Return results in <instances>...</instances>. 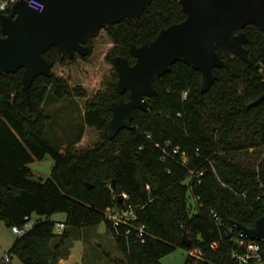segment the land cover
I'll return each mask as SVG.
<instances>
[{
	"label": "trees",
	"instance_id": "1",
	"mask_svg": "<svg viewBox=\"0 0 264 264\" xmlns=\"http://www.w3.org/2000/svg\"><path fill=\"white\" fill-rule=\"evenodd\" d=\"M184 19L178 0H154L140 18L102 30L112 45L105 55L112 74L103 81L104 90L90 98L82 85L73 87L53 69L88 62L92 54L69 59L51 48L46 53L54 63L51 75L35 79L30 103L23 70L0 77V220L23 228L39 217L10 249L19 264H60L69 228L101 223L123 256L114 264H162L179 247L198 251V264H238L231 255L239 238L234 223L254 228L264 216V103L249 107L264 93V33L255 25L244 29L252 64L219 48L227 66L214 69L217 80L205 94L201 73L176 63L156 83L157 92L148 99L151 110H135L132 129L114 139L108 134L112 103L129 100L128 91H117L114 58L133 62L132 44L150 43ZM49 90L57 100L88 98L85 128L99 134L93 146L76 148L82 133L62 150L48 142L51 118L43 105ZM47 157L54 161L50 177L36 178L31 165ZM128 207L137 210L138 219L116 229L107 210ZM59 213L66 214V228L56 234L51 217ZM185 233L191 247L183 243ZM192 262L189 255L186 264Z\"/></svg>",
	"mask_w": 264,
	"mask_h": 264
},
{
	"label": "water",
	"instance_id": "2",
	"mask_svg": "<svg viewBox=\"0 0 264 264\" xmlns=\"http://www.w3.org/2000/svg\"><path fill=\"white\" fill-rule=\"evenodd\" d=\"M29 0H18L8 13L0 14V77L23 70V91L30 103V91L39 76H50L54 63L46 53L56 47L62 57L89 56L93 40L102 30L124 19L140 18L154 0H39L42 12L31 10ZM185 19L162 29L158 36L142 46L131 45L134 61L114 58L119 94L128 91L129 100L113 102L108 125L110 139L121 130L132 129L135 110L150 111L149 98L156 94V83L176 63L201 73V93L210 91L217 80L215 68H224L219 48L229 57H241L252 64L244 31L255 25L264 33V0H178ZM264 103V93L249 107ZM122 199L123 196H120ZM234 226L264 245V216L254 228L238 222ZM183 243L191 247L184 234Z\"/></svg>",
	"mask_w": 264,
	"mask_h": 264
},
{
	"label": "rangeland",
	"instance_id": "3",
	"mask_svg": "<svg viewBox=\"0 0 264 264\" xmlns=\"http://www.w3.org/2000/svg\"><path fill=\"white\" fill-rule=\"evenodd\" d=\"M112 45L109 43L106 33L101 31L93 46V53L88 62L80 59L76 65L68 68L54 67L53 72L68 77L73 87L82 85L86 89L88 98L93 97L98 91L104 90L103 81L112 74V66L106 63L105 55ZM78 98L57 100L54 91L49 90L43 109L50 116V123L45 131V138L58 150L65 149L68 143L75 141L82 133V142L76 145L77 149H85L93 146L99 140V134L94 129L85 128L84 108L88 99ZM82 127V128H81ZM82 129V130H81ZM54 161L47 157L43 161H37L32 165L36 178L50 177ZM33 216L28 228H32L38 220ZM56 224L66 221V214L59 213L51 217ZM70 238L64 248L65 257L60 264H114V260L122 259L116 241L107 231L105 223L89 228L70 227ZM55 233H58L57 226ZM18 235L12 228L0 220V264H19L16 255L10 254V249L16 242ZM190 251L183 247L177 248L171 254L161 259L162 264H186ZM10 257V263L2 260Z\"/></svg>",
	"mask_w": 264,
	"mask_h": 264
},
{
	"label": "built area",
	"instance_id": "4",
	"mask_svg": "<svg viewBox=\"0 0 264 264\" xmlns=\"http://www.w3.org/2000/svg\"><path fill=\"white\" fill-rule=\"evenodd\" d=\"M17 1L18 0H0V14L8 13ZM28 7L31 10L42 12L45 8V5L39 0H29ZM147 189L150 190V186H147ZM124 198H127V196L125 195ZM107 215L116 229H118V227H120L121 225L131 227L133 226V223L138 219L137 210L132 207L121 209L109 208L107 210ZM214 218L218 224H222V221L217 214H214ZM28 225L23 228L14 226L12 228V231L14 234L18 235V237H21L29 230ZM56 226L59 234H61L66 228L64 222H59ZM130 231L131 230L129 229V232ZM138 237L141 238L142 242L144 243V226H141L139 228ZM189 255L193 259L192 264L199 263L200 253L198 251H190ZM231 255L238 264H264V245L261 242L254 241L248 237L243 236L239 231V238L234 240V247ZM2 262L9 263L10 257L7 256L2 260Z\"/></svg>",
	"mask_w": 264,
	"mask_h": 264
},
{
	"label": "crops",
	"instance_id": "5",
	"mask_svg": "<svg viewBox=\"0 0 264 264\" xmlns=\"http://www.w3.org/2000/svg\"><path fill=\"white\" fill-rule=\"evenodd\" d=\"M35 164H36V162L33 163L32 165H35ZM32 165H31V168L33 169ZM33 172H34V170H33ZM34 174L36 175V172H34Z\"/></svg>",
	"mask_w": 264,
	"mask_h": 264
}]
</instances>
